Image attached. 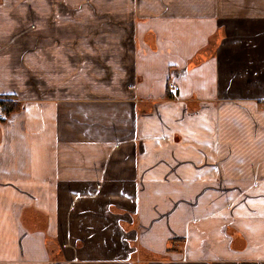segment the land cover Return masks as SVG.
Returning <instances> with one entry per match:
<instances>
[{
	"label": "crops",
	"instance_id": "crops-1",
	"mask_svg": "<svg viewBox=\"0 0 264 264\" xmlns=\"http://www.w3.org/2000/svg\"><path fill=\"white\" fill-rule=\"evenodd\" d=\"M2 98L0 264H264V0H0Z\"/></svg>",
	"mask_w": 264,
	"mask_h": 264
},
{
	"label": "trees",
	"instance_id": "trees-1",
	"mask_svg": "<svg viewBox=\"0 0 264 264\" xmlns=\"http://www.w3.org/2000/svg\"><path fill=\"white\" fill-rule=\"evenodd\" d=\"M2 103L5 115L17 108V103L10 102L8 98H2Z\"/></svg>",
	"mask_w": 264,
	"mask_h": 264
},
{
	"label": "built area",
	"instance_id": "built-area-1",
	"mask_svg": "<svg viewBox=\"0 0 264 264\" xmlns=\"http://www.w3.org/2000/svg\"><path fill=\"white\" fill-rule=\"evenodd\" d=\"M169 89H171L172 91H176L178 86L176 85L175 82L171 81L168 84ZM5 117V113H4V109H3V103H2V99H0V121Z\"/></svg>",
	"mask_w": 264,
	"mask_h": 264
}]
</instances>
